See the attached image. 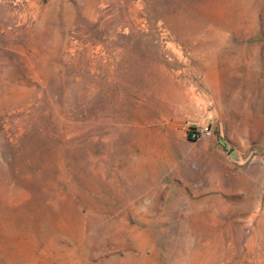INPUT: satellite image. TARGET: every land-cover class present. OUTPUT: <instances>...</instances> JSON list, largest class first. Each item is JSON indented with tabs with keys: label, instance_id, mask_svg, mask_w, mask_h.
Listing matches in <instances>:
<instances>
[{
	"label": "rangeland",
	"instance_id": "1",
	"mask_svg": "<svg viewBox=\"0 0 264 264\" xmlns=\"http://www.w3.org/2000/svg\"><path fill=\"white\" fill-rule=\"evenodd\" d=\"M0 264H264V0H0Z\"/></svg>",
	"mask_w": 264,
	"mask_h": 264
},
{
	"label": "built area",
	"instance_id": "2",
	"mask_svg": "<svg viewBox=\"0 0 264 264\" xmlns=\"http://www.w3.org/2000/svg\"><path fill=\"white\" fill-rule=\"evenodd\" d=\"M193 135H195V133H193Z\"/></svg>",
	"mask_w": 264,
	"mask_h": 264
}]
</instances>
